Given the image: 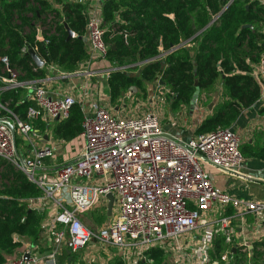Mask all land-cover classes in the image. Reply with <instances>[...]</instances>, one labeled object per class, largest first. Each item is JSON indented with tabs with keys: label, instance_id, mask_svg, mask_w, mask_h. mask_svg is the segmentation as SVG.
I'll return each instance as SVG.
<instances>
[{
	"label": "built area",
	"instance_id": "1",
	"mask_svg": "<svg viewBox=\"0 0 264 264\" xmlns=\"http://www.w3.org/2000/svg\"><path fill=\"white\" fill-rule=\"evenodd\" d=\"M77 1L86 6L82 11L89 54L86 61L105 58L109 46L104 40L101 16L102 7L109 0ZM38 33L36 41L45 46L46 34L41 30ZM75 36L72 31L71 37ZM28 47L24 46L21 52H27ZM176 47L165 50L160 45L154 60L162 59ZM147 62L110 67L107 73H136V66ZM0 63V97L23 87L33 102L21 117L0 99V110L4 112L0 120H9L15 132L13 138L9 126L0 121V158L22 171L40 190L39 195L27 199L28 207L43 214L40 231L54 244L70 243L68 249L73 253L88 242H97L101 248H116L124 261L133 264L144 260L149 248L160 247L169 249L177 264H195V260L197 264H211L208 249L194 246L186 238L189 233L214 225L225 241L231 242L234 218L264 214V199L230 196L213 183L203 167L204 161L197 155L202 154L207 163L222 172L237 173L244 157L239 148L240 134L232 126L193 133L184 140L179 133L165 130L160 115L152 109L138 115H120L98 100L79 102L73 94L60 90V82L78 70L66 72L44 61L42 67L48 70L44 78L21 81L6 55ZM256 75L260 78V93L255 103L262 107L264 52ZM75 103H79L82 113L79 136L83 146L74 156L58 162L54 160L58 140L53 137L52 127L55 121L69 116ZM43 122L45 127L39 130L36 125ZM170 122L179 127L175 119ZM109 193L113 196L109 216L114 214V206L116 214L95 227L97 217L107 216ZM214 206L220 211L218 217L208 216ZM227 206L232 207V214H226ZM91 211H97L92 227L79 217ZM13 240L18 242L17 238ZM8 264H58L57 249L51 247L40 254L35 247L24 244L20 255Z\"/></svg>",
	"mask_w": 264,
	"mask_h": 264
},
{
	"label": "trees",
	"instance_id": "2",
	"mask_svg": "<svg viewBox=\"0 0 264 264\" xmlns=\"http://www.w3.org/2000/svg\"><path fill=\"white\" fill-rule=\"evenodd\" d=\"M0 4V58L6 55L10 66L18 72L19 80H35L48 74L47 67H37L24 46L35 53L46 65L55 64L66 72L77 71L89 59L86 46V17L84 3L77 0L62 7V15L48 9L47 0H2ZM109 0L102 7L104 40L108 44L106 57L114 66H125L148 61L136 66L138 71L117 70L107 79L112 104H118L123 94L132 87L146 89V84L157 79L161 85L174 92L177 101L191 100V91L202 88L211 93L217 82L223 91L221 99L197 126L195 133L207 132L218 127L231 126L243 109L253 105L260 93V85L252 75L250 61L264 52V34L255 26L264 18V3L248 1L239 8L238 0ZM127 2V4H124ZM219 13L220 23H210ZM60 18L47 20V16ZM120 20H116V17ZM17 22L18 24H16ZM75 37H67L64 24ZM46 27L48 43L36 41V29ZM243 25H252L244 27ZM28 30L26 34L25 31ZM126 34V38H124ZM183 43V44H182ZM182 44V45H180ZM167 50L176 47L160 60H154L159 46ZM259 60V59H258ZM1 68V63H0ZM18 87L1 95L2 103L14 113L24 117L33 102L28 91L20 100ZM264 111V106L259 108ZM4 112L0 110V115ZM82 113L75 103L69 116L55 121L54 138L72 140L81 132ZM39 130L45 122L36 125ZM18 138L16 137V140ZM243 157L264 160L263 144H240ZM40 194V190L10 162L0 158V246L13 249L18 242L13 234L30 235L42 222V213L28 207L27 199ZM27 210H30L27 213ZM233 209L227 206L226 214ZM105 215L97 217L101 223ZM37 234V236H38ZM234 243V242H233ZM228 244L222 234L216 233L212 243L211 264H264V234L251 243V249L241 252L244 246ZM209 252V251H208ZM226 252L229 260L222 258ZM72 255L64 250L66 259ZM144 260L135 264H166L165 252L152 247L144 252Z\"/></svg>",
	"mask_w": 264,
	"mask_h": 264
},
{
	"label": "crops",
	"instance_id": "3",
	"mask_svg": "<svg viewBox=\"0 0 264 264\" xmlns=\"http://www.w3.org/2000/svg\"><path fill=\"white\" fill-rule=\"evenodd\" d=\"M100 62H102V60L98 62H95V60H91L90 63H87L86 61V65H81L79 70L73 73L70 78L63 80V82H60V90L73 94L79 102H84L85 100H98L113 112L120 115L140 114L141 112L134 113L135 110H133V108L135 106L133 105H135V103L129 97V93H131L133 87L123 94L118 104L111 103L109 88L107 84V79L109 77V74H107V70L110 67L106 66L104 68H101ZM85 66H89L91 67V69L85 70ZM257 72L258 66L257 68L253 67L252 75L260 85V78L256 75ZM91 74L93 76H97V84L92 85L90 83L88 86L87 83H89V79L93 77L90 76ZM220 86L221 85H219L218 88H215L213 92L209 93L211 101H209L208 105L206 106L207 111L203 113L202 116L196 120V122L193 121V118L195 117V114L199 115L200 112H202L201 109H199L200 105L189 107V109H186V107L184 109L180 108L175 118V120L179 122V127H177L178 125L176 126L170 123V129L165 128L164 125L163 128L172 133H179L184 140L191 137L193 133H195V130L200 122L211 113L212 108L218 101H220L221 93L223 91L222 86ZM92 97H95L96 99ZM135 102L137 103V100H135ZM260 107L261 106H259L257 103H254L248 108L243 109L238 115L237 119L231 125L240 134L241 143H248L251 145L264 143V111L260 112ZM192 122H194V125L192 124ZM207 164L208 165H206V167H203L211 177L213 183L224 192L228 193L230 196L248 200L264 199V160L252 157H244L243 163L237 173H225L216 169L209 163ZM217 211H219L217 207H212L211 211L208 212V216L215 217V213ZM232 223L234 226L233 244L235 246L247 244L246 242L252 243L264 234V214L257 216L248 214L242 219L234 218L232 220ZM207 227H203V232L201 231V233H199V235L204 238L202 240V243L203 241H206L205 238L208 234ZM217 232L218 226L213 234L216 235ZM199 235L193 236L194 240L192 241L195 244L196 242H201L199 241ZM38 243L41 246L46 247V244L48 246L53 242L50 239L46 238L45 234L41 233V231L39 230L37 241L33 240L32 243L25 242L24 244H29L35 247L40 254H44L46 251H39ZM210 244L209 247L212 248V242H210ZM64 245L65 247L62 249H60L59 245H52L53 248L56 247L57 249L58 263L61 253L69 248L66 244ZM19 255L20 254H18L17 256Z\"/></svg>",
	"mask_w": 264,
	"mask_h": 264
},
{
	"label": "rangeland",
	"instance_id": "4",
	"mask_svg": "<svg viewBox=\"0 0 264 264\" xmlns=\"http://www.w3.org/2000/svg\"><path fill=\"white\" fill-rule=\"evenodd\" d=\"M48 1V9H54L55 11H58L61 15H62V7L64 4L69 3L71 1L74 0H47ZM233 1V0H231ZM230 1V2H231ZM248 1L250 0H238L237 6L239 8H242V6L247 5ZM259 3H263L264 0H257ZM0 4H3V1L0 0ZM124 4H127V2H125ZM84 9H86V6L84 5L83 7ZM102 20H103V16H101ZM51 20V21H58L59 19H62V17L60 16V18H53L52 16H47V20ZM222 18L219 17V13L217 15H214L213 18L211 19L210 23H214V24H218L220 23V20ZM116 20H120V18H118V16L116 17ZM16 24H18L17 22H15ZM255 26H257L260 30L261 33L264 34V18H262L261 22H257L255 24ZM36 32L38 33V30H41L42 34H44V30L46 29V27H39V25L36 26ZM107 27V26H106ZM106 27L104 29H106ZM25 33H28V30L25 31ZM259 41H264V40H259ZM259 58L253 59L250 61V64L254 68H257L258 66V60ZM91 60H95V62L101 61V65L100 67L104 68V67H113V61L112 58L109 57H105V58H91ZM84 65H86V63H84ZM85 70H89L91 69V67H87L85 66ZM79 70V69H78ZM17 77L20 75L18 72H15ZM110 74V73H107ZM105 75V74H104ZM90 76H93L92 74ZM96 76V75H94ZM92 77L89 79V83H87V85L89 86V84L91 83L92 85L97 84V76L96 77ZM19 79V78H18ZM159 82H157L156 80H153L151 82H148L146 84V89H143L142 87H133L131 93H129V97L133 100V102L135 103V106L133 108V110H135L134 113H138V112H143L145 110H149L152 109L154 111H156L159 115L160 118L162 119V126L164 125L165 128L170 129V121L172 119H175L177 116V113L179 111L180 108H185L186 109L192 106H199V109H201L202 112H200V114L196 115L193 118V121L196 122L197 119H199L203 113H205L207 111L206 106L208 105L209 101H211V97L208 93V91H206L205 89L202 88H195L193 89V91H191L190 95L192 94L191 100H189L188 102L185 101H175L172 104V100L173 98H175V94L174 92L170 91L166 86L160 88L159 86ZM83 85V84H82ZM221 85L220 82H217L215 88H218V86ZM88 86H87V90H88ZM82 87V86H81ZM221 87V86H220ZM24 90H27L24 88ZM19 91V97L20 100L23 98V95H25V91ZM91 96V95H90ZM94 99H96L95 97H92ZM176 99V98H175ZM135 100H137V103L135 102ZM130 101V100H128ZM88 102V101H87ZM133 103V104H134ZM189 113V112H188ZM171 119V120H170ZM192 122V124L194 123ZM194 125V124H193ZM57 141V154L55 155V159L58 162H61L65 159H68L72 156H74L78 150L83 146V138L80 137L79 135L75 138H73L72 140H64V139H59L56 138ZM45 163L47 164L48 161H45ZM206 165H208L207 163H203V166L206 167ZM116 206L113 207V211L114 214L112 216H106L105 218L111 220L114 218L115 214H116ZM96 212L97 211H91L90 213H82L79 214V217L81 219L85 220V223L92 227L93 226V219L96 216ZM220 214V211H217L215 213V217H218V215ZM100 222L96 221V224L94 225L95 227L100 226ZM41 227V223L37 224L36 226V230L38 231L39 228ZM206 227V226H205ZM208 229V234L206 235L205 240L202 243V240L204 239L201 235H199V233H201V231L203 232L202 229L195 231V232H191L189 233L186 238H190V240H194L193 236L194 235H199L201 242H196V244H194V246H203L206 247V249H208L209 254H211V247H209L210 242L213 243L214 240V231L217 229V226L211 225V227H207ZM217 233H220L219 231ZM38 232H35L33 234H26V235H20V234H13L12 238H17L18 241V246L14 247L13 249H8L5 247L0 246V264H8L9 261L11 259H13L14 257H16L18 254H20L23 249H24V243L25 242H29L32 243L33 240L38 239L37 236ZM221 234V233H220ZM233 235L231 236L232 241L231 242H227L228 244H232L233 241ZM246 245H251V243L246 242ZM52 244H49L46 247L41 246L38 243V249L39 251H48L51 249ZM44 245V244H43ZM211 245V244H210ZM244 246V248L241 250V252L245 251V250H250L251 248H247L245 246V244L241 245ZM65 245L61 244L60 245V249L64 248ZM165 262L166 264H177V260L174 258V255L172 254V252L169 249H165ZM63 253V252H62ZM61 256L59 258V263L58 264H133L131 262H126L124 261L121 256H120V252L116 249V248H101L100 245H97V242H88L86 243L82 249L80 251H76L73 252L72 255L70 256V258H65L64 256ZM193 255H197V252H193ZM222 257L228 261L230 258L227 255L226 252H224L222 254ZM195 264H197V261H194Z\"/></svg>",
	"mask_w": 264,
	"mask_h": 264
},
{
	"label": "water",
	"instance_id": "5",
	"mask_svg": "<svg viewBox=\"0 0 264 264\" xmlns=\"http://www.w3.org/2000/svg\"><path fill=\"white\" fill-rule=\"evenodd\" d=\"M64 26H65L66 31H67V37L68 38L71 37L72 31L70 30V28L68 27V25L66 23L64 24ZM243 26L244 27H252V25H243ZM38 35H39V33H38ZM27 53L30 55V57L32 58L33 62L35 63V65L37 67H42L44 65V61L35 53V51L31 47H28ZM65 79L66 78H64L63 80H65ZM56 119H57V117H56ZM0 121H3L4 123H6L9 126L11 133L13 135V138H14L15 132H14V128H13L11 122L7 119L0 120ZM45 139H46V137H45ZM197 155L202 161L208 162V160L202 154L197 153ZM107 199H108V203H107L106 214H107V216H109L111 214V209H112V205H113V196L111 193H109L107 195ZM29 212H30V210H27V213H29ZM67 246L70 247L71 246L70 243H68ZM66 253L69 254L70 250L67 249ZM27 257H28V255L25 254L24 258H27ZM68 258H70V257H68Z\"/></svg>",
	"mask_w": 264,
	"mask_h": 264
}]
</instances>
